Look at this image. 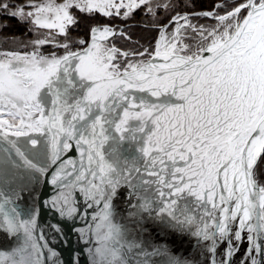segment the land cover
I'll return each mask as SVG.
<instances>
[{
	"label": "snow or ice",
	"instance_id": "6c2138e0",
	"mask_svg": "<svg viewBox=\"0 0 264 264\" xmlns=\"http://www.w3.org/2000/svg\"><path fill=\"white\" fill-rule=\"evenodd\" d=\"M42 209L91 264H264V0H0V264H64Z\"/></svg>",
	"mask_w": 264,
	"mask_h": 264
},
{
	"label": "water",
	"instance_id": "95a60500",
	"mask_svg": "<svg viewBox=\"0 0 264 264\" xmlns=\"http://www.w3.org/2000/svg\"><path fill=\"white\" fill-rule=\"evenodd\" d=\"M200 22L201 23H212V21H206V20H201ZM132 33H133V39L138 40L139 43H141L143 45L142 38H140L136 35V30L132 31ZM116 43H117L118 47H125V42L122 40L117 39ZM129 46H136V45H129ZM144 46H151L152 48H154V45L150 44L149 42H148V44H146ZM71 155L78 156V154H76V153H72ZM45 192H46V196L44 198H47V197H50L51 195H53L55 190L53 189V187L51 185H48L45 189ZM78 197H79V194H78ZM79 201H80V206L82 207L83 206V198L79 197ZM30 203H31L30 200L17 201V204L19 205V207L21 209L27 208L28 206H30ZM125 207H126V205L123 203L120 205L119 211L121 213V217L126 216V212L123 211ZM92 212H93V210L89 209L88 210L89 214L87 217L78 216L73 221H61L60 223L62 225H69L70 227H72L74 229L75 228H87L90 224H92V220H91ZM57 220H58V216L56 213L49 211L48 209H42L41 217H40L38 223H39L40 227L43 228V230L45 231V233L49 239L50 246L52 248H54V250L56 252L59 253L58 259L63 261L64 264H71L72 257H71L70 252H69V248H71L75 252L79 253V257H78L79 264H91L92 257L90 256V254L87 250L89 248L94 249L96 247L95 238L93 237L89 243L85 244L84 242H82L79 239L76 232L72 231L69 233L70 244L65 245V243L63 242L61 237L59 235H57L55 232H53L48 227L49 224L56 223ZM120 222L127 223V221L123 220V219H121ZM147 227H149V229H151L152 226H151V224H148ZM65 232H68V227H65ZM154 234L155 233L153 232V235ZM145 238H147V235L145 236ZM157 239H159V238L157 237ZM54 259H56V258H54ZM154 259L156 260L157 264H164V257H154ZM201 259L203 260V257H201ZM47 264H52V262L48 261Z\"/></svg>",
	"mask_w": 264,
	"mask_h": 264
},
{
	"label": "rangeland",
	"instance_id": "374dc122",
	"mask_svg": "<svg viewBox=\"0 0 264 264\" xmlns=\"http://www.w3.org/2000/svg\"><path fill=\"white\" fill-rule=\"evenodd\" d=\"M146 19V20H145ZM135 23L133 24H136L138 25L139 22L141 21H147V18L145 16H141L139 14H137L135 16V19L133 20ZM132 22V21H131ZM130 22V23H131ZM13 24H15V22L13 21ZM136 30V35L144 40L148 39V42L152 45H155V40L156 38H158V32L153 30V29H149V30H144V29H141L139 27H134L132 29V31ZM17 34L20 35L22 34L19 30H17ZM148 37V38H147ZM46 49L50 48V46H45Z\"/></svg>",
	"mask_w": 264,
	"mask_h": 264
},
{
	"label": "trees",
	"instance_id": "16d2710c",
	"mask_svg": "<svg viewBox=\"0 0 264 264\" xmlns=\"http://www.w3.org/2000/svg\"><path fill=\"white\" fill-rule=\"evenodd\" d=\"M214 2V0H196V8L198 9V10H207V9H209L210 7H211V5H212V3ZM139 15H141V16H143V14H139ZM146 20V19H145ZM118 23H119V21H117ZM132 22H134V21H132ZM166 22V21H165ZM135 23V22H134ZM147 23V21H141V22H139L138 23V25H141V24H146ZM136 25H137V23H136ZM137 27H139V28H141V29H143L142 27H140V26H137ZM74 35H76V33L74 32L73 33ZM79 35H81V36H83L84 35V30H83V27L79 30ZM148 38V37H147ZM142 42H143V45H146V44H148V39H146V40H143L142 39ZM141 44V43H140Z\"/></svg>",
	"mask_w": 264,
	"mask_h": 264
},
{
	"label": "flooded vegetation",
	"instance_id": "af4514ba",
	"mask_svg": "<svg viewBox=\"0 0 264 264\" xmlns=\"http://www.w3.org/2000/svg\"><path fill=\"white\" fill-rule=\"evenodd\" d=\"M138 14H140V13H138ZM131 23H134V22H131Z\"/></svg>",
	"mask_w": 264,
	"mask_h": 264
}]
</instances>
